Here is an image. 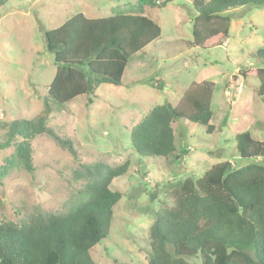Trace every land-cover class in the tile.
<instances>
[{
  "label": "rangeland",
  "instance_id": "1",
  "mask_svg": "<svg viewBox=\"0 0 264 264\" xmlns=\"http://www.w3.org/2000/svg\"><path fill=\"white\" fill-rule=\"evenodd\" d=\"M193 2L171 0L163 9L145 6L143 14L162 34L128 63L122 85L102 84L95 96L63 105L48 96L57 67L46 50L45 33L78 13L88 18L136 13L138 0H9L0 9V145L7 141L5 125L36 120L47 101L53 110L47 127L71 140L77 151L75 157L52 136L37 135L31 142L30 173L19 163L14 145L0 148V224L63 214L89 182L86 165L129 162L127 174L111 185L122 199L113 209L109 236L92 254L96 264H148L154 213L163 203L171 205L174 187L188 178L199 180L221 162L246 164L239 160L236 136L247 131L264 141V100L256 94V71L264 68L256 58L264 50V7L230 10V38L203 51L191 45ZM202 81L215 84L214 131L181 120L173 124L178 160L139 156L131 129L154 107L165 102L177 106L181 95ZM183 148L188 154L182 156ZM9 160L12 166L3 175Z\"/></svg>",
  "mask_w": 264,
  "mask_h": 264
},
{
  "label": "trees",
  "instance_id": "2",
  "mask_svg": "<svg viewBox=\"0 0 264 264\" xmlns=\"http://www.w3.org/2000/svg\"><path fill=\"white\" fill-rule=\"evenodd\" d=\"M171 0H138L136 13L120 11L108 17L88 18L83 13L45 33L46 50L54 56L56 74L48 96L63 105L81 96L92 97L102 84L122 85L128 63L162 34L161 27L145 16L144 7L165 8ZM9 0H0V9ZM257 6L264 0H194L191 45L203 51L220 47L230 38V10ZM264 62V50L256 53ZM256 94L264 100V68L257 71ZM246 75V74H245ZM215 84L193 83L177 106L165 102L150 110L131 129V143L143 158L178 160L175 122L214 131L211 109ZM49 102L36 120H15L5 125L7 141L0 148H16L19 163L34 171L31 142L48 134L77 157L74 143L47 127L52 113ZM240 162H221L199 180L179 182L171 193V205L163 203L150 228L148 264H264V141L250 132L236 136ZM188 154L183 148L181 155ZM3 167L6 175L12 161ZM130 163L86 165L89 182L63 214L35 215L21 224H0V264H96L94 248L110 233L113 209L122 199L111 189ZM156 197L152 196V200Z\"/></svg>",
  "mask_w": 264,
  "mask_h": 264
},
{
  "label": "clouds",
  "instance_id": "3",
  "mask_svg": "<svg viewBox=\"0 0 264 264\" xmlns=\"http://www.w3.org/2000/svg\"><path fill=\"white\" fill-rule=\"evenodd\" d=\"M239 89H241V88H239ZM239 89H238V90H239ZM238 90H237V93H239ZM241 92H242V89H241ZM241 92H240V93H241Z\"/></svg>",
  "mask_w": 264,
  "mask_h": 264
},
{
  "label": "built area",
  "instance_id": "4",
  "mask_svg": "<svg viewBox=\"0 0 264 264\" xmlns=\"http://www.w3.org/2000/svg\"><path fill=\"white\" fill-rule=\"evenodd\" d=\"M238 92L240 93L241 92V89H239Z\"/></svg>",
  "mask_w": 264,
  "mask_h": 264
}]
</instances>
